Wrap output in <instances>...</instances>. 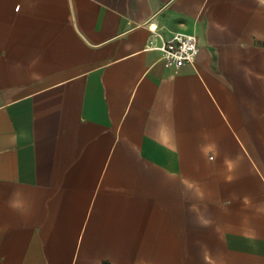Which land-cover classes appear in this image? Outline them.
I'll return each instance as SVG.
<instances>
[{
	"label": "crops",
	"instance_id": "obj_1",
	"mask_svg": "<svg viewBox=\"0 0 264 264\" xmlns=\"http://www.w3.org/2000/svg\"><path fill=\"white\" fill-rule=\"evenodd\" d=\"M0 264H264V0H0Z\"/></svg>",
	"mask_w": 264,
	"mask_h": 264
},
{
	"label": "built area",
	"instance_id": "obj_2",
	"mask_svg": "<svg viewBox=\"0 0 264 264\" xmlns=\"http://www.w3.org/2000/svg\"><path fill=\"white\" fill-rule=\"evenodd\" d=\"M198 49L194 36L176 37L166 42L161 48V60L167 66L183 67L193 65Z\"/></svg>",
	"mask_w": 264,
	"mask_h": 264
}]
</instances>
